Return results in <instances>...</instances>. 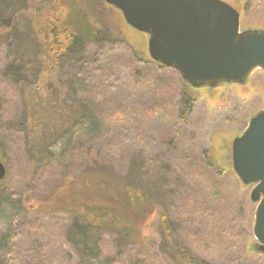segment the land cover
Segmentation results:
<instances>
[{"label": "rangeland", "instance_id": "obj_1", "mask_svg": "<svg viewBox=\"0 0 264 264\" xmlns=\"http://www.w3.org/2000/svg\"><path fill=\"white\" fill-rule=\"evenodd\" d=\"M76 1L94 18L101 42H89L80 58L50 73L39 71L38 58L48 26L40 31L20 12L28 0H0V264H187L178 246L196 258L190 264H264L253 232V185H243L232 165L234 138L264 110V70L244 84L187 89L177 70L153 62L148 34L129 26L121 11L103 0ZM224 1L240 12L242 30L264 29V0ZM83 79L95 87L85 89ZM182 91L193 99L189 113L179 105ZM91 95L107 134L78 140L86 155L64 159L68 133H58L36 161L18 126L32 113L26 99L53 118L61 103L74 111L76 98ZM84 116L72 131L92 124ZM103 159L110 167L97 162ZM135 162L149 195L135 234L89 225L85 212L133 213L125 186Z\"/></svg>", "mask_w": 264, "mask_h": 264}, {"label": "water", "instance_id": "obj_2", "mask_svg": "<svg viewBox=\"0 0 264 264\" xmlns=\"http://www.w3.org/2000/svg\"><path fill=\"white\" fill-rule=\"evenodd\" d=\"M126 23L148 34L152 60L194 88L244 84L264 70V29H241V14L224 0H103ZM233 170L257 203L254 236L264 253V110L232 143ZM6 168L0 161V179Z\"/></svg>", "mask_w": 264, "mask_h": 264}, {"label": "trees", "instance_id": "obj_3", "mask_svg": "<svg viewBox=\"0 0 264 264\" xmlns=\"http://www.w3.org/2000/svg\"><path fill=\"white\" fill-rule=\"evenodd\" d=\"M28 1V8L25 11L20 10V12H25V14L29 16L33 22L38 23L40 31H46V25L50 30V33H45V37L39 45V71L51 73L54 72L52 71L53 68L60 70V67L67 61L80 58L89 42H101L99 39L100 33H97V25L93 22L94 18H92L89 14H85L86 10L82 8V6L76 4V0ZM80 15H82L83 18H80ZM12 22L13 19L11 20V23ZM0 27H2V25H0ZM2 32L4 33L5 31ZM153 62L155 61L153 60ZM131 69L136 72V67L134 68L131 66ZM78 76H80V74H78ZM83 80L85 89H92L95 87V84L90 83V81L88 83L86 79ZM181 84L187 89L194 88L183 79ZM24 88L27 89L28 85H24ZM65 89L66 92L71 91L67 83H65ZM79 91H81V88L74 90V94L80 93ZM85 92L86 91H84V93ZM181 95L185 100H183V102L179 105H182L185 113H189L192 109L191 106L193 99L186 97L185 91H182ZM26 100L28 101L29 110H31L32 113L28 118H25L24 121L20 122L18 126L21 128V133L24 135L23 139L26 141L25 144L27 151H31L36 161L39 160L40 163L44 160L43 158H45V142L52 137H55L58 133H68V143L66 145V149H63L64 152L60 155V157L65 159L67 156L74 157L77 154L86 155V147L81 145V143H78V140L85 144V140L91 141L95 139V134L99 138L102 135L104 136V134H107L106 131L109 130V128H106L105 126L107 123H105L104 115L100 114L102 108L97 107V105L100 106V103L96 97L93 99L92 95L87 99L82 97L76 98V104L73 107L74 111H70L68 108L66 110V107H64L61 103V105L57 106L58 110H56L53 118L50 114H48V112H44L43 108L38 109L32 98H27ZM2 106L3 103L0 101V108H2ZM119 108L121 111H126L125 107ZM86 113H89L91 116L92 124H90V126L86 129L78 128L76 132L72 131L71 126H74L75 124L77 125V123L80 122V119L85 117L84 115ZM34 148L37 149V152ZM98 154H101V150H99L96 155ZM97 162L106 168L110 167V164L105 162L104 159L103 161ZM137 166L138 162H135L132 167L133 169L130 183L125 186L127 195V197L125 196V199L129 197L133 213L129 215L123 213L121 210H110L107 208L104 210H96L93 215L89 212H85L83 217L86 218V222L89 225L98 228L106 225H110V227L114 226L115 228L117 227V229L124 233V237H130L135 234L134 231L138 223V216L142 214V200H144L145 195L147 198L149 197L146 189L144 190L145 187L141 185L142 175L140 174V169H135ZM103 176L105 177V175H102V177L99 178V182L104 180ZM3 179L4 177L0 179V184ZM117 186L119 185H116V187ZM150 188H152V190H156V185L153 183ZM168 223L169 220L167 216L164 215V213L160 214L159 224L164 227L165 233L169 230ZM175 252L177 257L187 264L196 260V258L180 246L175 248Z\"/></svg>", "mask_w": 264, "mask_h": 264}, {"label": "flooded vegetation", "instance_id": "obj_4", "mask_svg": "<svg viewBox=\"0 0 264 264\" xmlns=\"http://www.w3.org/2000/svg\"><path fill=\"white\" fill-rule=\"evenodd\" d=\"M234 7V6H233Z\"/></svg>", "mask_w": 264, "mask_h": 264}]
</instances>
